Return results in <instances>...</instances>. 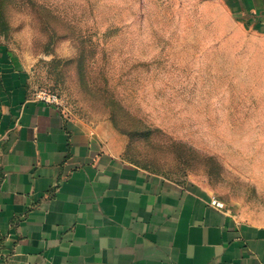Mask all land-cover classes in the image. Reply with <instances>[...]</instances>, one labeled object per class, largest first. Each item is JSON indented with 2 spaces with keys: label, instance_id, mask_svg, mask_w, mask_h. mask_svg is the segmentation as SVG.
Instances as JSON below:
<instances>
[{
  "label": "rangeland",
  "instance_id": "1",
  "mask_svg": "<svg viewBox=\"0 0 264 264\" xmlns=\"http://www.w3.org/2000/svg\"><path fill=\"white\" fill-rule=\"evenodd\" d=\"M0 58L128 162L264 217V0H0Z\"/></svg>",
  "mask_w": 264,
  "mask_h": 264
},
{
  "label": "crops",
  "instance_id": "2",
  "mask_svg": "<svg viewBox=\"0 0 264 264\" xmlns=\"http://www.w3.org/2000/svg\"><path fill=\"white\" fill-rule=\"evenodd\" d=\"M22 80L0 58V264H264V217L128 162Z\"/></svg>",
  "mask_w": 264,
  "mask_h": 264
},
{
  "label": "built area",
  "instance_id": "3",
  "mask_svg": "<svg viewBox=\"0 0 264 264\" xmlns=\"http://www.w3.org/2000/svg\"><path fill=\"white\" fill-rule=\"evenodd\" d=\"M37 97L47 102H56L55 95L39 92L37 93ZM214 203L218 205L219 207L225 208V205L223 203L216 202V201H214Z\"/></svg>",
  "mask_w": 264,
  "mask_h": 264
}]
</instances>
